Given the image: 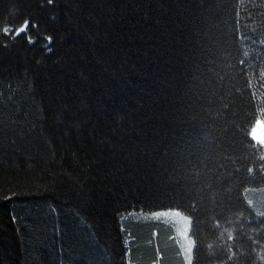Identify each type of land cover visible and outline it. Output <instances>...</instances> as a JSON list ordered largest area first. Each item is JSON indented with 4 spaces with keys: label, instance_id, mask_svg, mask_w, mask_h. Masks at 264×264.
Wrapping results in <instances>:
<instances>
[{
    "label": "trees",
    "instance_id": "obj_1",
    "mask_svg": "<svg viewBox=\"0 0 264 264\" xmlns=\"http://www.w3.org/2000/svg\"><path fill=\"white\" fill-rule=\"evenodd\" d=\"M257 119L264 0H0V264H264Z\"/></svg>",
    "mask_w": 264,
    "mask_h": 264
},
{
    "label": "rangeland",
    "instance_id": "obj_2",
    "mask_svg": "<svg viewBox=\"0 0 264 264\" xmlns=\"http://www.w3.org/2000/svg\"><path fill=\"white\" fill-rule=\"evenodd\" d=\"M252 139L264 147V120L257 119L250 130ZM167 215L176 232L180 234L181 241L186 247V253L191 254L193 250V239L190 235L191 218L179 210H164L157 213L163 221H167Z\"/></svg>",
    "mask_w": 264,
    "mask_h": 264
},
{
    "label": "snow or ice",
    "instance_id": "obj_3",
    "mask_svg": "<svg viewBox=\"0 0 264 264\" xmlns=\"http://www.w3.org/2000/svg\"><path fill=\"white\" fill-rule=\"evenodd\" d=\"M48 3L51 4V3H52V0H48ZM27 24H28V22L25 21V23H24L23 26H21V27L18 28V29H15V30H14L15 35H19L20 32H25L26 35H27ZM36 27H37V25H36L35 22L33 21V29H35ZM3 31H4V34H5V35H8V34H9V29H8V28H4ZM27 39H28V42H29L30 44H34V43H35V40L32 38L31 35H27ZM43 39H45V40L47 41L48 44L51 43V37H50V36L44 37ZM47 50L50 51L51 49L49 48V49H47Z\"/></svg>",
    "mask_w": 264,
    "mask_h": 264
}]
</instances>
